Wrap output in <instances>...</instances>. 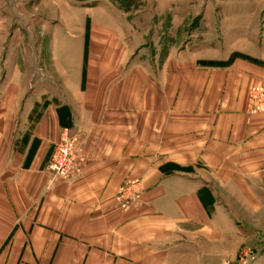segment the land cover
<instances>
[{
    "label": "crops",
    "instance_id": "crops-1",
    "mask_svg": "<svg viewBox=\"0 0 264 264\" xmlns=\"http://www.w3.org/2000/svg\"><path fill=\"white\" fill-rule=\"evenodd\" d=\"M114 12L32 38L31 62L0 38V264H233L264 235V52L149 60ZM64 129L86 160L49 184Z\"/></svg>",
    "mask_w": 264,
    "mask_h": 264
},
{
    "label": "rangeland",
    "instance_id": "rangeland-1",
    "mask_svg": "<svg viewBox=\"0 0 264 264\" xmlns=\"http://www.w3.org/2000/svg\"><path fill=\"white\" fill-rule=\"evenodd\" d=\"M90 11H116L117 19L137 26L145 35L141 48L149 60L163 58L169 49L213 57L201 61L215 64L250 56L242 52L247 47L264 52V0H0V38L12 40L13 59L31 62L32 38L74 32ZM38 46L48 67L50 44L42 40ZM233 264H264V235L241 245Z\"/></svg>",
    "mask_w": 264,
    "mask_h": 264
},
{
    "label": "built area",
    "instance_id": "built-area-1",
    "mask_svg": "<svg viewBox=\"0 0 264 264\" xmlns=\"http://www.w3.org/2000/svg\"><path fill=\"white\" fill-rule=\"evenodd\" d=\"M250 104L253 111L262 110L264 107L263 89L254 88L250 91ZM85 160L86 156L74 147V137L68 135L67 129H64L54 145L45 168L50 176L49 184L74 178L80 172ZM138 190L137 181L126 180L117 192L118 206L126 209L137 196Z\"/></svg>",
    "mask_w": 264,
    "mask_h": 264
},
{
    "label": "trees",
    "instance_id": "trees-1",
    "mask_svg": "<svg viewBox=\"0 0 264 264\" xmlns=\"http://www.w3.org/2000/svg\"><path fill=\"white\" fill-rule=\"evenodd\" d=\"M223 63H225V62H221V63L219 62V63H217V64H223Z\"/></svg>",
    "mask_w": 264,
    "mask_h": 264
}]
</instances>
